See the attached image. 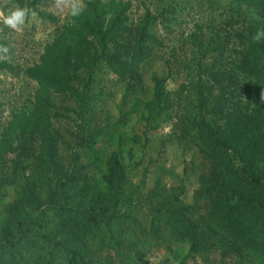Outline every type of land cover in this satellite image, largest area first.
<instances>
[{"label": "rangeland", "instance_id": "374dc122", "mask_svg": "<svg viewBox=\"0 0 264 264\" xmlns=\"http://www.w3.org/2000/svg\"><path fill=\"white\" fill-rule=\"evenodd\" d=\"M98 1L105 7L112 1L127 4L124 23L128 26L150 14L158 44L139 60L142 82L135 90L99 61L88 86L89 74L81 70L71 84L75 91L46 93L25 71L42 64L46 46L76 17L60 13L54 0H0V11L5 14L16 7L28 10L21 32L0 21V46L9 49L7 54L0 52V61L9 66L0 69V220L26 183L38 176L40 138L34 134L26 142L16 139L13 118L40 115L35 98L39 92L48 99V125L41 128L52 136L64 168L77 170L76 176L86 175L90 186L102 187L111 154H117L124 167L123 190L133 224L117 248L109 244L100 248L98 236L91 239L93 264L199 263L197 256L189 254L188 241L170 234L162 214L170 207H185L186 218L197 226L201 217L209 223L215 219L208 196L199 190L206 159L187 120L190 123L197 116L196 85L207 82L216 68L231 72L236 51L241 50L236 34L245 32L248 22L233 19L226 0ZM154 78L163 80L170 107L149 118L146 109ZM16 161L21 162L17 170ZM153 217L160 220L157 235L150 230ZM208 236L205 230V243ZM220 254L210 252L205 256L207 263L221 262Z\"/></svg>", "mask_w": 264, "mask_h": 264}, {"label": "trees", "instance_id": "16d2710c", "mask_svg": "<svg viewBox=\"0 0 264 264\" xmlns=\"http://www.w3.org/2000/svg\"><path fill=\"white\" fill-rule=\"evenodd\" d=\"M226 1L233 19L248 22L246 31L236 34L241 50L230 73L216 68L207 82L196 85L197 116L187 120L206 159L199 190L208 196L215 219L209 223L201 217L197 226L186 218L187 208L170 207L161 220L172 236L188 241L189 254L200 259L195 264H208L205 256L212 251L221 253L218 264H227V258L230 264H264V100L257 99L264 93V37L253 40L264 30V0ZM83 2V13L46 46L42 64L28 68L26 76L46 93L75 91V74L85 70L88 86L93 68L103 61L135 90L142 82L139 60L158 44L149 12L128 26L127 4ZM8 67L0 61V69ZM153 83L149 118L170 107L163 80L154 78ZM35 98L40 115L19 114L13 122L14 136L21 142L34 134L40 138L38 176L26 183L0 220V264H93L91 239L98 236L100 248H117L133 224L123 190L124 167L119 156L111 154L102 187L90 186L86 175L64 168L52 136L41 128L48 125V99L39 92ZM20 166L16 161L14 168ZM160 228V220L153 217L151 232L157 235Z\"/></svg>", "mask_w": 264, "mask_h": 264}, {"label": "clouds", "instance_id": "9594fccd", "mask_svg": "<svg viewBox=\"0 0 264 264\" xmlns=\"http://www.w3.org/2000/svg\"><path fill=\"white\" fill-rule=\"evenodd\" d=\"M55 8L62 14L77 17L80 16L85 8L83 0H54ZM28 16V10L25 8L16 7L9 9L7 14L0 11V21L3 25L16 32H21L25 25V19ZM264 37V30H258L253 36V40L259 42ZM8 47L0 46V52L7 54ZM261 99H264V93H261Z\"/></svg>", "mask_w": 264, "mask_h": 264}]
</instances>
